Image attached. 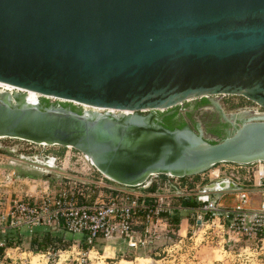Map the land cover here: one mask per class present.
<instances>
[{"label": "water", "instance_id": "1", "mask_svg": "<svg viewBox=\"0 0 264 264\" xmlns=\"http://www.w3.org/2000/svg\"><path fill=\"white\" fill-rule=\"evenodd\" d=\"M0 83L39 94L0 90V137L73 148L117 184L264 162V112L227 115L211 99L264 111V0H0ZM200 98L232 127L219 140L161 123Z\"/></svg>", "mask_w": 264, "mask_h": 264}, {"label": "built area", "instance_id": "2", "mask_svg": "<svg viewBox=\"0 0 264 264\" xmlns=\"http://www.w3.org/2000/svg\"><path fill=\"white\" fill-rule=\"evenodd\" d=\"M220 164V167L210 169L216 171L214 175L210 170L201 173L198 183L225 177L232 165L246 166ZM257 164L262 176L264 162ZM189 177L192 176L169 177L167 180L173 182L175 194L168 196L163 184L157 181L156 184L147 181L131 187L112 181L114 184H107L108 179L103 175L82 179L65 177L54 182L44 179L36 189L34 179L22 182L23 179L8 175L6 179L10 184L17 182L15 184L21 186L23 183L24 187H19L18 193L13 191L8 197L0 191L1 234L14 230L21 232L22 228L32 233L35 227L42 226L62 228L82 235V239L74 240L65 248L50 245L35 250V254L30 251L29 254L38 259L32 262L31 256L17 259L9 255L8 250H17L19 246L15 241L7 245L1 238L0 264H97L89 255L95 242L113 238H122L133 250L149 249L150 260L155 262L159 261L160 254L174 259L178 252L185 255L184 252L189 250L194 251L189 252L187 258L197 260L196 248L202 245L220 250L223 255L212 264H264V194L258 206L250 207L247 193L238 191L236 204L229 207L219 199H211L210 193L198 188L197 181L192 184L183 181ZM151 184H154L153 190L140 192L139 188H148ZM144 197L150 200L147 202ZM178 197H193L198 203L191 207L192 214L185 226L181 221L173 223L170 220L176 207L174 200Z\"/></svg>", "mask_w": 264, "mask_h": 264}, {"label": "rangeland", "instance_id": "3", "mask_svg": "<svg viewBox=\"0 0 264 264\" xmlns=\"http://www.w3.org/2000/svg\"><path fill=\"white\" fill-rule=\"evenodd\" d=\"M37 96H39V94H37ZM211 99L216 101L227 115L239 111H248L257 114H261L264 112L255 103L237 95H219L213 96L211 97ZM47 100L51 103L62 105L61 102L57 101L54 98H49ZM199 100L200 99H196L182 103L179 109L177 110V118L186 121L187 124H189L194 129L197 125L201 129L202 136L204 138L213 139L217 141L221 138V136L218 137L209 132V129L212 127V123L216 121V111L214 110V107L211 103L197 108H191L196 103H198ZM74 107L80 108L79 105L76 104L74 105ZM98 110L100 112L103 111L102 109ZM188 111L190 112L189 115ZM256 164L257 162L252 164V166L254 167ZM221 165L222 164L219 163L211 167L210 169L218 168ZM210 169L206 171H209ZM8 175L14 179H34L36 189H38L40 188V181L44 179H48L49 182H54L55 180L62 179L65 177H78L80 179L98 178L101 174L94 168V166L91 165L90 161L82 153L77 152L73 148L61 147L58 145H39L22 139L0 137V191L2 190L4 192V197H8V194H11L13 191H17L18 193L19 187H24L23 183H21V186H17L15 184L17 182L10 184V180L6 179ZM157 178L158 177L156 176H151L148 178L147 181L149 183ZM209 181L210 180L206 179L203 180L204 183H208ZM105 182L107 184L112 183L110 180H106ZM29 185L30 188H33V186H31L32 184ZM210 198L215 199L212 196H210ZM188 213L189 212L184 211L182 214L186 215ZM34 229L38 230L37 232L41 233L40 236H42L44 232H49V234L61 238L63 241L57 242V244L60 247L62 246V248H65L74 240L78 241L77 239H82V235L73 234L58 227H39ZM20 231V243L17 241L19 239H16V244H18L19 249L8 250L9 255L17 259L18 257H27L28 259L29 256H31L32 261L36 260V255H32L35 254V250H33L29 245L30 238L32 234H34V232H28L27 230H25V228H22ZM80 242L82 243V240H80ZM106 243L114 244L117 249H119L122 253H116L113 257H111L112 252L110 251L109 247H105V251L103 252V254H101V243H99L98 245L94 244V248L89 253V255L91 258H94L93 261L95 263L98 262V264H142L141 261L143 259H148L147 264H212L213 260L217 258L216 253L220 254L217 259H221L223 257L220 250L199 245V247L196 248V255L198 257L197 260L193 258H187V256H190L188 253H192L194 251L188 249V253L184 252L185 255L179 254L180 252L175 254L174 259L169 256H166L165 253L160 254L159 261L155 262L149 260V249H130L127 247L126 241L122 238L112 240L110 239ZM82 245L83 248H85L84 244ZM30 251H32V254H29ZM95 251H98V254ZM101 255L105 256L101 257ZM136 256H138V259H135ZM98 257H100L101 259H99ZM121 258L130 260L128 262H116L118 259ZM99 260H104V263Z\"/></svg>", "mask_w": 264, "mask_h": 264}, {"label": "crops", "instance_id": "4", "mask_svg": "<svg viewBox=\"0 0 264 264\" xmlns=\"http://www.w3.org/2000/svg\"><path fill=\"white\" fill-rule=\"evenodd\" d=\"M230 171H228L226 173L227 178H229L230 180H233L235 182V184L240 186V189L238 191H245L247 193L248 196V205L250 207H256L258 206L259 202L262 200L263 198V194H264V174L262 176H260L261 171L258 170V164H256L254 167L252 166V164L250 165H246V166H237V165H232L230 166ZM210 174L214 175L216 173L215 170H210L209 171ZM30 180V178H25L23 179L22 182H28ZM187 183L189 182L190 184H192V181H197L198 184V188H203V186L207 183H204L203 181H201V183L198 181L201 180L200 175H195L192 176L191 178H187L184 179L183 181H186ZM207 180V179H206ZM210 181L212 179H209ZM214 180V179H213ZM157 182H160L161 184H163V186L165 187L164 189V193L168 196H173L175 194V186L173 185V182H171L170 180H163V179H155L153 180V183L156 184ZM209 181V182H210ZM148 188H139L140 192H146L149 191L147 190ZM238 191H220V192H216V193H210L212 197H214L215 199H219V201L225 205V206H234L237 202V192ZM145 201H149L150 198L149 197H144ZM188 200L190 201H195L193 199V197L188 198ZM226 200V201H225ZM183 198L178 197L175 198L174 202H175V211H174V215H176V217L179 219L178 222H182V224L185 226L186 221L188 219H190V215L192 214L191 211V206L188 205H184L183 204ZM232 201V203H231ZM230 202V203H229ZM234 202V203H233ZM186 211L189 212L186 215H183L182 213ZM173 215V216H174ZM42 227V226H39ZM39 227H35V228H39ZM34 230V229H33ZM113 239H117V238H113ZM110 240V239H108ZM108 240L105 239H98L96 241L95 244H99L101 243V251L103 254V252L105 251V247H109L110 251L112 252V256L113 257L116 253L120 254L122 253L119 249H117V247L114 244H109L106 243ZM112 240V239H111ZM130 251V250H129ZM98 254V251H95ZM110 258V257H107Z\"/></svg>", "mask_w": 264, "mask_h": 264}, {"label": "trees", "instance_id": "5", "mask_svg": "<svg viewBox=\"0 0 264 264\" xmlns=\"http://www.w3.org/2000/svg\"><path fill=\"white\" fill-rule=\"evenodd\" d=\"M44 100V99H43ZM42 100V101H43ZM208 100L206 98H200L199 102L196 103L194 105V108H197L198 106H204L206 104H208ZM62 105H66V103H62ZM72 108L74 106H72V104L70 105ZM74 109V108H73ZM77 112H79L77 110ZM177 114H178V111L170 114V115H167L165 116L164 118V125L168 128H174V127H179V126H182L183 124L187 123L186 121L184 120H180L177 118ZM190 114V112L188 111V115ZM216 114V118L218 117L217 115V112H215ZM209 132L212 133V134H216L218 136H220L221 134V129L218 127V125H213L210 129H209ZM214 142V140L212 141ZM154 189V184H151L147 190H153ZM183 204L184 205H188V206H191V207H195L198 205V203L196 201H190L188 199H183ZM170 220L173 221V223H178L179 219L176 217V215L172 216V218L170 217ZM38 230H33L34 234H32L31 238H30V247L33 249V250H39V249H44V248H47L48 246L52 245L53 247H60L57 242H61L63 241L61 238H58L56 236H53L51 234H49V232H44L42 236H40V232H37ZM32 232V233H33ZM3 234L0 233V239L3 238L6 242L7 245H9L10 243H12L13 241L16 242V239H19L17 240L19 243H20V235H21V232H18L16 230L14 231H10L8 232L7 234L3 235ZM2 251V248H0V252Z\"/></svg>", "mask_w": 264, "mask_h": 264}, {"label": "bare ground", "instance_id": "6", "mask_svg": "<svg viewBox=\"0 0 264 264\" xmlns=\"http://www.w3.org/2000/svg\"><path fill=\"white\" fill-rule=\"evenodd\" d=\"M14 89H17V90H20V91H24V92H27V96H28V98H29V100L30 101H37V99H38V96H37V93H35V92H32V91H25V90H23V89H19V88H13V87H11V86H8V85H6V84H3V83H0V90H6V91H9V92H12ZM85 106V108H86V105H84ZM98 109H101V108H95V110H98ZM112 112H114V110H112ZM42 145H44V144H42ZM85 156V155H84ZM86 157V156H85ZM88 160H89V158L88 157H86ZM219 255L220 254H218V253H216V257L218 258L219 257ZM102 256H105V255H101V257ZM37 257V256H36ZM34 258H35V256H34ZM99 259H101L100 257H98ZM216 258V259H217ZM135 259H138V256H136L135 257ZM38 259H36V260H34V261H32V262H36ZM130 259H125V258H121V259H118L116 262H121V261H125V262H128ZM148 259H143L142 261H141V263L142 264H147V261ZM150 260V259H149ZM99 261H104V260H99ZM104 263V262H103ZM97 264H98V262H97ZM104 264H106V263H104Z\"/></svg>", "mask_w": 264, "mask_h": 264}, {"label": "flooded vegetation", "instance_id": "7", "mask_svg": "<svg viewBox=\"0 0 264 264\" xmlns=\"http://www.w3.org/2000/svg\"><path fill=\"white\" fill-rule=\"evenodd\" d=\"M71 107V106H70ZM198 107H200V106H198ZM74 108V109H73ZM71 107V109H73V110H78L79 111V109L80 108H76V107ZM191 108H194V106H192ZM157 115L159 116L160 115V113L159 112H157ZM218 117L216 118V121L215 122H213L212 123V126L213 125H218V127L221 129V134H220V136L221 137H223L224 135H225V133H226V131H228V130H231L232 129V127L231 126H229L228 124H225L224 123V121L222 120V118L219 116V115H217ZM164 118L165 117H163L162 118V120H161V123L164 125ZM165 126V125H164ZM213 135H216V134H213ZM216 136H218V135H216ZM220 136H218V137H220ZM208 139V138H207ZM208 140H210V141H213V139H208ZM215 141V140H214Z\"/></svg>", "mask_w": 264, "mask_h": 264}]
</instances>
